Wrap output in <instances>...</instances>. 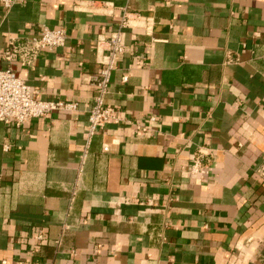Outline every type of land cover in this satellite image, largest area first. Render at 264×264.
<instances>
[{
  "label": "crops",
  "instance_id": "1",
  "mask_svg": "<svg viewBox=\"0 0 264 264\" xmlns=\"http://www.w3.org/2000/svg\"><path fill=\"white\" fill-rule=\"evenodd\" d=\"M124 7L153 29L123 31L105 98L123 121L83 156L90 76ZM43 26L65 45L12 68L35 99L78 109L0 122V264H264V0L0 2V53Z\"/></svg>",
  "mask_w": 264,
  "mask_h": 264
},
{
  "label": "built area",
  "instance_id": "2",
  "mask_svg": "<svg viewBox=\"0 0 264 264\" xmlns=\"http://www.w3.org/2000/svg\"><path fill=\"white\" fill-rule=\"evenodd\" d=\"M24 0H0L5 10H9L16 4ZM112 2H93L84 5V9L90 12H99L111 14ZM154 21L150 17H145L137 13H131L128 8H122V16L119 21L118 29L110 34L106 42L108 54L102 55L98 50V63L100 68L97 73L90 76V84L95 91L93 105L88 111V125L86 131V146L83 156L91 139L97 133L98 128L108 123L118 124L122 122L121 116L116 109L110 108L105 104V98L108 93L111 73L117 57L124 51L123 31L141 30L145 34H150L153 29ZM67 40V34L64 29H50L43 26L36 34H26L9 38L6 47L0 53V122L4 124H13L21 126L33 119L48 116L54 112L72 114L77 112L78 106L73 102H61L51 100H38L34 98L35 91L27 85L23 79L18 77L12 68L17 64L21 68H30L33 66L40 52L43 50L52 51L63 47ZM101 41V40H99ZM127 77L122 78L125 83ZM154 117H150L148 122L153 123ZM131 124V122L126 121ZM142 132H148L147 127L138 126ZM103 151L107 147L103 146ZM212 158L211 153H205L199 150L192 160L189 173L192 176L203 178L208 174L209 164ZM258 180L264 184V162L257 170ZM41 240V237H37ZM24 264H31L25 262Z\"/></svg>",
  "mask_w": 264,
  "mask_h": 264
}]
</instances>
